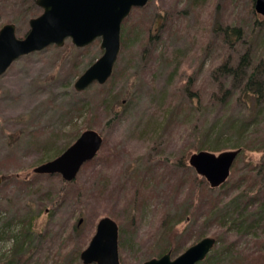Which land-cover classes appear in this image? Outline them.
I'll list each match as a JSON object with an SVG mask.
<instances>
[{"label": "rangeland", "instance_id": "rangeland-1", "mask_svg": "<svg viewBox=\"0 0 264 264\" xmlns=\"http://www.w3.org/2000/svg\"><path fill=\"white\" fill-rule=\"evenodd\" d=\"M36 7L40 13L41 8ZM6 8L0 26L9 21L7 18H12L16 35L24 36L29 18L35 14L21 18L23 13ZM257 20L260 22L252 30ZM226 24L243 27L241 38L235 44L232 42L237 45L236 49L222 38ZM145 26L148 27L146 39H136L134 34ZM121 32V47L113 72L103 84L95 82L82 91L73 86L80 73L101 55L100 38L83 47L75 46L67 38L62 46L52 44L21 55L0 75V175H7L0 183L2 256L13 254L16 237L19 242L24 239L23 234H18L24 226L29 245L35 246V255L37 250H42L38 264H55V261L56 264H76L75 253L78 248L86 247L102 216L114 218L118 224L122 264H141L146 257L157 256L166 246L175 257L205 236L216 238L214 245L223 247V241H230L233 233L230 228L229 233L222 231L232 222L225 223V228L219 232L207 231L199 237H196L197 230L189 236L192 212L191 216L178 221L172 231L166 224L183 216L184 210L175 203L189 204L181 200L182 194H176L178 180L192 185L194 200L198 193L199 197L212 199L223 189L212 188L206 181L208 188L202 190V185L196 181L202 176L188 163L189 155L197 152L191 147L197 139L201 143L207 137L210 139L212 131L200 132L197 138L192 125L200 128L218 122L221 126L227 123L226 127L233 123L243 125L244 129L234 134L233 126L220 129L215 125V129L219 127L221 131L223 150L241 146L227 179L235 184L241 179L243 186L245 181L241 176L248 165L250 186L254 187L252 194L264 188L258 174L261 171L264 176V16L255 12L254 0H149L144 6L131 10L122 22ZM128 32L130 40L123 45V35ZM245 53L249 57L243 64L246 67L244 82L249 72L255 71L251 91L259 86L257 94L243 92L238 80H232L220 70L229 57L237 63ZM227 62L230 63V59ZM187 89L195 93L194 100L190 101ZM220 100L224 104H220ZM87 128L100 132L103 143L97 155L82 165L74 179L80 187L79 194L64 191L59 207L49 203L41 208L39 200L46 199L47 195L42 193V197L36 193L40 191L38 187L48 189L59 185L50 186L51 179L45 174L36 176L33 167L61 153ZM245 145L248 148H242ZM185 156L186 166H183L181 159ZM151 166L158 177L150 184L154 185L155 181L157 191L167 194V204L161 199L154 211V202L141 197L137 216L134 218L133 211L130 218L120 219L126 216L123 202L131 195L127 194V189L132 181L135 183L134 174ZM12 173L26 178V183H13ZM57 176V182L62 180ZM100 189L104 195H107L106 190L111 191L108 202L92 198L91 194ZM238 190L232 191L228 198ZM124 193L126 198L122 200ZM103 196L100 193L98 198ZM175 197L181 201L175 202ZM131 203L132 200L128 206ZM92 204H96L94 208L99 211L105 207L109 212L103 214L102 211V216L95 218L93 232H90L91 222L87 220L90 214L86 208ZM223 208L221 212L229 206ZM220 210H215L214 215ZM110 211L116 214L113 216ZM249 216L251 218L247 217L245 222L256 225L258 218L253 220L255 216ZM80 218L82 222L73 229ZM25 221L29 225H25ZM168 230L171 232L166 236ZM68 235L66 240L64 236ZM261 235L262 239L256 243L258 236L243 233L216 262L251 264L248 253H255L259 248L264 250V229ZM214 245L210 253L215 251ZM79 253L80 264H83ZM14 254L18 255L15 251ZM26 254L21 258L14 256L10 261L23 263L30 252ZM138 258H141L139 262ZM4 263L0 260V264Z\"/></svg>", "mask_w": 264, "mask_h": 264}, {"label": "water", "instance_id": "water-1", "mask_svg": "<svg viewBox=\"0 0 264 264\" xmlns=\"http://www.w3.org/2000/svg\"><path fill=\"white\" fill-rule=\"evenodd\" d=\"M148 0H35L42 12L28 20V31L17 37L15 24L0 27V75L21 55L42 50L49 45L62 46L69 38L77 47H83L100 38L102 50L73 83L82 91L92 83L103 84L112 74L121 47L122 21L133 7H142ZM254 10L264 16V0H254ZM103 143V136L92 128L84 129L60 154L33 167L40 174H59L72 181L81 166L93 159ZM240 149L219 153L208 150L193 152L188 163L212 188L224 183ZM3 177L0 175V183ZM82 219L78 220L81 223ZM215 243L205 236L172 257L171 249L151 257L141 264H196L203 260ZM83 264H120L118 252V225L109 216L101 217L87 246L81 250Z\"/></svg>", "mask_w": 264, "mask_h": 264}, {"label": "trees", "instance_id": "trees-1", "mask_svg": "<svg viewBox=\"0 0 264 264\" xmlns=\"http://www.w3.org/2000/svg\"><path fill=\"white\" fill-rule=\"evenodd\" d=\"M36 6L37 5L35 4V0H0V19L5 18V16L3 14H6V10H8L6 7L10 8L11 11L15 10L18 13H23V16H21V18H26V16L34 15V14L36 15L39 13L38 12L39 8H37ZM251 9H252V6H251ZM251 13L254 15L253 11ZM7 19H9V21H7V22H13L14 21V20L12 21V18H7ZM7 22H5V23H7ZM258 22H260V21H258V20L255 21V25L252 26L253 27L252 30H254L256 28ZM124 28H126L125 25H124ZM124 28H123V31H125ZM252 30H250L249 32H252ZM242 32H243V27H241V25L231 26V25L226 24L224 30L221 32V35H222L223 40H226L230 46L232 45L236 49L237 45H233L232 42L234 41V44H235L237 42V40H239L241 38ZM147 34H148V27L145 26L142 31H139L137 34H134V35H135L136 39L139 37L141 39H142V37H144V39H146ZM129 37H131L130 32H128L126 35L125 34L123 35V42H124L123 45H125L126 41L130 40ZM121 39H122V32H121ZM242 42H245V41H242ZM247 57H249V55L247 53H245L239 59V61H237V63L235 62L236 61L235 59L232 61L233 57H229L227 59V61L230 59V63H228L227 61L222 63L220 70L222 71V73H225L226 76H228V77L231 76L232 80L233 79H234V81L238 80L237 81L238 86L240 87V85H241V89L243 92L244 91L245 92H253V93L257 94V92H260L259 86L256 88V90L251 91V89L253 88L251 85L254 84L253 83V76L255 75V71L249 72V74L247 75V78H246L247 80L244 82L245 76H246V74H245V71H246L245 68L246 67H244L243 64H245L247 62L246 61ZM187 92H188V96H189L190 101L194 100V96H196L195 93H192V91L190 89H187ZM226 94H227V90L224 91L225 96H226ZM213 100H214V98H213ZM214 102H216V101H214ZM220 104H224L223 100H220ZM215 125L220 126V129L222 127L230 128L231 126H233L234 132L232 134H234L235 132H239V131L244 129L243 125L240 126L238 123H233V125L230 124L229 125L230 127H226L227 123L225 125L224 122L222 123V126L220 125V122H218L215 124L213 123V125H209V126H206V125L201 126V128L192 125V128L194 129L193 133H194L195 137L197 136V138H199L200 132L203 133L204 131H208V130L212 131L210 133V135L212 134V137L210 139H208V137H207L205 139V141H203L202 143L198 142V139H197V141H195V145L191 147V150L199 151V150H203V149H206V150L209 149L210 151H221L225 148L224 145L220 144L222 141L221 131L220 130L218 131L219 127H217L218 129H215V127H216ZM250 136H253V135L251 134ZM236 147L241 149V146H236ZM242 148H248V147L245 145V147L243 146ZM87 162H89V161H87ZM235 162H237V161H235ZM181 164L183 166L184 165L186 166V156L182 157ZM235 164L236 163H234L233 165H235ZM245 167H246V172L243 173V175L241 176V178L244 179V181H245L243 186H241V184L243 183V181L241 179H239L237 181V184L230 183L229 180L227 179L224 183H222L220 186H218L219 188H223L222 191L220 193H218L212 199H206L203 196L199 197L200 195L198 193L195 197V200H194V197H193L194 193L192 192L193 191L192 185L185 183L183 180H181V181L178 180V182L176 183V186H175V189L177 190L176 194L177 195L182 194L183 198L181 200H185L186 202H189V204L183 206L182 203H175L176 207H178V205H179L180 206L179 209L184 210V213H183V216L178 217L177 219H175L172 222L171 221L169 223L165 222L166 224H168V229H170L172 231L173 226L176 223H178V221H180L182 219H186L187 218L186 216H188V215L191 216L190 212H192L194 216L191 219V223H190L191 230H190L189 236H190L191 232H193L194 230H197L196 237H199L200 235L202 236L207 231H212V232L216 233V232H219L220 230H222V228H225V223L228 224V222H230V223L232 222V224L229 225V227H226L225 230L222 231V232H228L229 233L228 230L230 228V230L232 231L231 233H233L231 235L232 239L230 241H227V242H225V240H224L222 243L223 247H221V245L220 246L214 245L215 251L212 253L209 252L203 260L197 262L196 264H219L216 262L218 257L220 255L223 256L225 254L226 250L229 249V247L234 246L235 240L237 239V237L241 236L243 233H245V234L247 233L249 235L255 234L256 236H258L257 238H260V239L255 240L254 242H256V243H259L260 240L262 239V237H260V236H262L261 235V229H264V188L261 187L258 190H256L254 194H252V192L254 191V187L252 185H251L252 187L250 186L251 178H250V176H248L250 174L249 173L250 167L248 165H245ZM140 171H138L136 174H134L136 171H134L132 173V175L134 174L133 177H134L135 183L132 181V184L129 185V187H128L129 190L127 189V194L130 193L131 195L127 199H125L126 195L124 193V197L122 200L125 199L123 204H124L126 216L122 215L120 219L125 220L128 218V216L130 218V214L133 211H135V213H136L134 218L137 216V210L140 208V204H141V197H144V198L148 197V198H150L152 203L154 202L153 203L154 211H156L157 206L161 202V199L164 200V202H163L164 205L167 204L166 203L167 198H168L167 194L165 192H163V190H162V192H158L159 190L156 186L155 181H154V185L150 184V182L152 181L153 178L155 180V178L158 177L155 168L153 166H151L150 168H145V169H142ZM258 172H259L258 174L261 175V177H259V179L261 180V182L264 183L263 174L261 173V171H258ZM45 175L49 179H51V181H52V182H50V186L53 184H57V185H59V187L52 186L48 189H45L44 187L42 189H40L38 187L37 190H40L41 192L37 191L36 193L40 194V196H42V197H43L42 193L47 195L44 197L46 199L39 200L38 204L41 208L42 207L45 208V206H47V204H49V203L53 204V206L55 208L59 207L61 204V200L63 198L64 191L68 192V193H72L73 195L79 194L80 187L78 186L77 182L74 181V179L72 181H65L63 179L59 180L57 178L59 180V182H57L55 180V178L58 177L57 174H45ZM36 176H40V174L36 173ZM4 177H7V175L6 176L4 175L3 179H4ZM10 177L14 178L12 180V182L15 184H17L16 182H19V181L24 183L26 180V178L25 179L19 178L18 175H16V173H12V175H10ZM196 181L199 182L198 185H202V187H203L202 190H205L208 188L206 180L203 177H201V179L196 178ZM37 184L41 185V183H37ZM140 188H143V190L140 191ZM237 188H239V190L236 191V193L233 196L228 198L229 194L232 191L237 190ZM155 191H157L158 193H155ZM103 192L104 191L101 192V189H100V191H97L96 193L91 194V196L97 202H98V200H100L101 202H108L110 195H112L111 191L106 190L107 195H104ZM100 193L102 196L104 195L105 197L103 196L102 198H98ZM134 195L136 196L135 198H134ZM132 197H133V199H131ZM226 198H227L226 201H228V203H225L226 201H224ZM131 200H132L131 206H128V204L131 202ZM181 200L178 199L177 197H175V202H180ZM111 201H113V200H110L109 202H111ZM237 201H238V203H237ZM226 205H228L230 209L226 208L225 212H221L224 209L223 207ZM95 206H96V204H92L90 207L86 208V212L88 214H90V217L87 219L88 221L91 222V225L89 226V227H91L90 232H93V228H94L93 224H94L95 218L102 216V214H101L102 211L105 212L103 214H108V212H109L108 209L105 207H102V210L99 211L98 209L94 208ZM128 207H129V209L127 211ZM219 209H221L219 211V213L214 215L213 212L215 210H219ZM50 211H52V210L50 209ZM109 214L114 216L116 213L114 211H110ZM250 214H252V217L255 216L253 218V220L258 218L256 225L253 224L252 222H248V223L245 222L246 220H248L247 217L251 218L249 216ZM161 217H162V212H161ZM165 217H167V212L165 214ZM165 217H164V220H165ZM24 224L29 225V223L26 221L24 222ZM76 226H77V222H76V225L74 226L73 229H76L77 228ZM232 227H236V228H232ZM253 228H254V230H252ZM23 230H24V226L20 229V231H18V234H20V235L23 234V237H24V239H22L20 242L18 241V237H16V235H14L16 237L17 241L15 243V249L13 250V254L8 255V256H2L0 254V260L4 261L6 264H38V261H39L38 257L41 254L42 250H37L38 253L35 255V249H34L35 246L29 245V243H28L29 240H28L27 235H26L27 233H24ZM170 230L166 231V236H167V234H170V232H171ZM118 231H119V228H118ZM64 237H66V240H68L70 235L64 236ZM118 238H119V235H118ZM25 239H27V240H25ZM39 244L41 245V243H39ZM26 245H27V248H25ZM166 247L167 248H163L162 250H160L161 252L157 256L168 251L169 248H168V246H166ZM80 250L81 249L78 248L77 252L75 253V263L76 264H80V261L78 258V253ZM14 251L18 255L14 254ZM27 251L30 252V256H27L25 258V260L23 261V263H20L18 261L14 262V260L10 261V258H12L14 256H18V258H21V256L27 255L26 254ZM174 251L177 252V250H174ZM235 252H238V250H236ZM232 253H233V251H232ZM148 258H150V257H146L145 260ZM248 258H249V261L251 262V264H264V250L259 248L255 251V253H248ZM140 259L141 258H138L136 261L139 262ZM56 263H57V261H55V264ZM42 264H44V263L42 262ZM91 264H94V263H91Z\"/></svg>", "mask_w": 264, "mask_h": 264}, {"label": "bare ground", "instance_id": "bare-ground-1", "mask_svg": "<svg viewBox=\"0 0 264 264\" xmlns=\"http://www.w3.org/2000/svg\"><path fill=\"white\" fill-rule=\"evenodd\" d=\"M218 47V46H217ZM95 101V100H94ZM96 102V101H95ZM89 107V106H88ZM92 107V106H91Z\"/></svg>", "mask_w": 264, "mask_h": 264}]
</instances>
